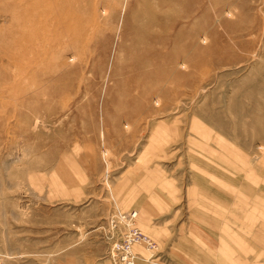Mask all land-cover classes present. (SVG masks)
Wrapping results in <instances>:
<instances>
[{"label": "rangeland", "instance_id": "374dc122", "mask_svg": "<svg viewBox=\"0 0 264 264\" xmlns=\"http://www.w3.org/2000/svg\"><path fill=\"white\" fill-rule=\"evenodd\" d=\"M40 1L0 0V264H113L115 207L137 264H264V0Z\"/></svg>", "mask_w": 264, "mask_h": 264}, {"label": "built area", "instance_id": "2783aa9c", "mask_svg": "<svg viewBox=\"0 0 264 264\" xmlns=\"http://www.w3.org/2000/svg\"><path fill=\"white\" fill-rule=\"evenodd\" d=\"M138 212L115 207L114 212L101 228L110 240L109 257L113 264H137L136 246L156 250L157 245L137 224Z\"/></svg>", "mask_w": 264, "mask_h": 264}, {"label": "bare ground", "instance_id": "6f19581e", "mask_svg": "<svg viewBox=\"0 0 264 264\" xmlns=\"http://www.w3.org/2000/svg\"><path fill=\"white\" fill-rule=\"evenodd\" d=\"M22 1H24V0H22ZM26 1H31L30 2V5H29V8L30 9H32V11L30 12V13H28V11L27 10H25V15H23L21 18H22V21H23V18H25V16H27L28 18H30L31 19V22H36L37 21V19H36V17H38L39 16V18H40V15H44V11L42 12V9L40 10L39 9V5H41V1L40 0H26ZM60 1V0H59ZM64 1V0H63ZM71 1V0H70ZM69 1V3H71ZM77 2H79V1H77ZM25 3V2H24ZM23 3V4H24ZM57 3V2H56ZM63 4H64V2H63ZM22 5V4H21ZM70 5V4H69ZM52 6V5H51ZM50 6V8H46L45 9V11L46 10H48V11H46V12H48V14H54V16L55 15H57L58 13H60V11H59V9H58V7H55V8H53V7H51ZM58 6V5H57ZM60 7V6H59ZM62 8V7H61ZM68 8V7H67ZM25 9V8H24ZM70 9H71V7H70ZM43 10H44V8H43ZM68 10V9H67ZM70 11V10H69ZM43 17H46L45 15L43 16ZM55 18V17H54ZM47 21H48V19H47ZM56 21V20H55ZM59 21V20H58ZM40 22V21H39ZM54 23V22H53ZM48 25V24H47ZM75 33V32H74ZM33 34V31H32V33H31V35ZM71 35H72V33H70ZM55 36V35H54ZM73 37H74V35H72ZM65 37V36H64ZM75 37H76V34H75ZM70 43V42H69Z\"/></svg>", "mask_w": 264, "mask_h": 264}]
</instances>
